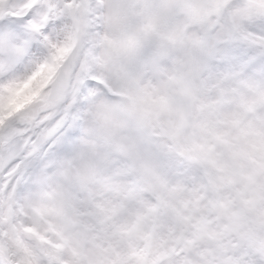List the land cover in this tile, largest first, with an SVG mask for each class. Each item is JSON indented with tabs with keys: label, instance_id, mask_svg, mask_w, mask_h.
I'll return each instance as SVG.
<instances>
[{
	"label": "clouds",
	"instance_id": "9594fccd",
	"mask_svg": "<svg viewBox=\"0 0 264 264\" xmlns=\"http://www.w3.org/2000/svg\"><path fill=\"white\" fill-rule=\"evenodd\" d=\"M64 36L57 34L60 47ZM138 39L131 54L113 53L112 59L132 68L138 80L133 92L143 90L146 97L135 116L126 110L105 113L103 98L79 109L75 136L83 158L60 180L63 213L39 225V246L48 253L41 252L43 264H50L49 255L55 264H153L172 248L195 256L225 222V209L240 207L242 199L252 202L255 222L264 224V196L255 192L264 185V90L193 74L163 32ZM55 54V49L51 54L43 49L40 56L30 52L0 70V116L43 118L65 68L71 66L74 74L81 65L98 71L96 60L107 53L99 40L87 50L69 48L51 74ZM6 59L0 51V60ZM133 132L151 139L146 157L127 156L118 147ZM155 176L178 187L170 199L185 219L147 213ZM85 181L94 201L82 195ZM202 221L201 231L196 226Z\"/></svg>",
	"mask_w": 264,
	"mask_h": 264
},
{
	"label": "snow or ice",
	"instance_id": "6c2138e0",
	"mask_svg": "<svg viewBox=\"0 0 264 264\" xmlns=\"http://www.w3.org/2000/svg\"><path fill=\"white\" fill-rule=\"evenodd\" d=\"M61 32L65 47L56 41ZM161 32L193 74L264 90V0H0V51L7 55L0 70L27 53L40 56L43 49L49 54L55 49L48 65L55 74L69 48L87 50L96 40L107 53L96 60L98 71L81 65V73L74 74L71 66L65 68L43 118L0 116V264H43L41 252L48 253L39 246V225L63 213L60 180L83 158L75 136L79 109L103 98L105 113L126 110L135 116L146 93L133 92L137 74L112 54H131L140 34ZM118 147L127 156L146 157L152 141L133 132ZM144 169L152 171L148 165ZM155 182L147 213L185 219L181 206L170 199L178 187L164 176H155ZM105 183L110 187L112 182ZM255 192L264 196V185ZM82 195L95 200L86 181ZM223 215L225 222L207 247L195 249V256L172 248L153 264H264V224L255 222L252 202L242 199L240 207L226 208ZM196 227L202 231L204 222ZM49 261L55 264L50 255Z\"/></svg>",
	"mask_w": 264,
	"mask_h": 264
}]
</instances>
